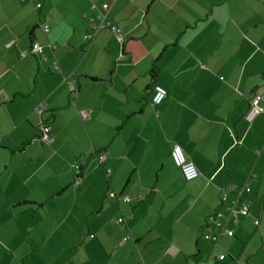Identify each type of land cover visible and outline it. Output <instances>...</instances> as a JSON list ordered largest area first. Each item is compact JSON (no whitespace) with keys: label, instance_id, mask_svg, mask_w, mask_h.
Instances as JSON below:
<instances>
[{"label":"crops","instance_id":"crops-1","mask_svg":"<svg viewBox=\"0 0 264 264\" xmlns=\"http://www.w3.org/2000/svg\"><path fill=\"white\" fill-rule=\"evenodd\" d=\"M106 3L123 43L107 28L90 37ZM33 43L42 55L21 56ZM262 90L264 0H0V264H264V112L247 118ZM175 144L196 180L173 167ZM244 184L248 215H230L236 195H220Z\"/></svg>","mask_w":264,"mask_h":264},{"label":"built area","instance_id":"built-area-1","mask_svg":"<svg viewBox=\"0 0 264 264\" xmlns=\"http://www.w3.org/2000/svg\"><path fill=\"white\" fill-rule=\"evenodd\" d=\"M21 1H25V0H21ZM35 8L41 9V4L40 3L35 4ZM103 9H104V11H106V13L99 16L100 23L93 27V32H92L90 37H93L99 30H101L103 28H107L115 35V37L117 38V40L120 43H123V41H124L123 36L121 34H119L118 28L115 25H112L106 21V15L110 9V5L108 3L104 4ZM44 20H45V22H47L49 20V16L47 14L44 15ZM41 29L44 33H48L50 30V27L47 24H42ZM90 37L84 36V40H89ZM28 53L33 54V55H37V56H41L43 51H42V48L39 44L33 43L28 51H22L21 52V56H25ZM41 59L45 60V57L43 56V57H41ZM52 67L55 70L58 69V64L56 61H54L52 63ZM70 89L71 90L74 89V87L71 84H70ZM165 98H166V90L159 85H155L153 87V95H152V100H151L152 106L155 107V106L160 105L165 100ZM263 100H264V91L263 90L253 95V97L251 98V102H250V110H249V113L247 115L248 119L256 116L257 114H261L264 112V107L260 105L261 101H263ZM43 108H44V104L41 103L37 106L36 111L41 113ZM37 138L42 144H48L49 145V144L53 143L52 133L50 131V127L47 124H42L40 126ZM170 158H171L174 166L179 170L182 178L185 181H192V180H195L196 178L199 177V172H198L197 168L192 163V161L187 159V157L184 153V150L180 145H178V144L173 145V147L171 148V151H170ZM104 160H105V156L103 154H99L98 155V162L103 163ZM80 161H81V159H80ZM72 167L77 171L80 170L79 164H73ZM106 174L109 175L110 171L107 170ZM249 191H250L249 186L244 184L243 186H241L239 188H236L235 186H229L226 190H224L221 193L220 198H221V201H223V202L226 201L228 192L236 195V200H234L232 202L233 206L230 207V209H229L230 215H233V216H236V215L246 216V215H248V204L241 199L240 195L243 192H249ZM109 197L114 198L115 194L109 193ZM120 198L122 199L123 202L129 201V198L127 196H123ZM238 202H240V206L236 207V204ZM117 223H123V218H121V217L117 218ZM255 224H258V222L255 221ZM227 235L229 237L233 236L231 231L227 232ZM204 238L206 240H211L214 243H216V241L218 239L217 236L211 237L208 234H206L204 236ZM127 239H128V236L124 237L123 241H125ZM224 258H225L224 254H218L217 255L218 260H223Z\"/></svg>","mask_w":264,"mask_h":264},{"label":"rangeland","instance_id":"rangeland-1","mask_svg":"<svg viewBox=\"0 0 264 264\" xmlns=\"http://www.w3.org/2000/svg\"><path fill=\"white\" fill-rule=\"evenodd\" d=\"M39 143V142H38ZM44 145V144H43ZM39 146H41L40 145V143H39ZM27 147V146H26ZM45 147H49V146H47V145H45ZM29 150H31V147H28V152H29ZM0 151H2L1 149H0ZM7 152V153H6ZM6 152H4L5 154H8V156H11L12 157V164H14V163H16V161H17V158L18 157H20L21 155H19L18 153H15L14 155H10L11 153L9 152V151H6ZM37 152V151H36ZM26 154H30V153H26ZM18 156V157H17ZM76 161V160H75ZM51 164H52V168H54V167H56V159H54V160H52L51 161ZM96 165H97V162H96ZM172 165H173V167L176 169V170H178L175 166H174V164H173V162H172ZM75 171V170H74ZM42 173V172H41ZM75 173L77 174V172L75 171ZM60 180V178H57V177H52V178H50V179H48V181H47V183L49 184L50 182H54V183H56V182H58ZM184 180V179H183ZM193 181V180H192ZM188 195L187 194H183V198H182V204H183V206H187V205H189L188 204ZM170 208H171V210H170V212H169V218H173L174 216H175V211H174V209H173V204L175 203V200L174 199H171L170 200ZM55 211H57V210H55ZM42 214L43 213H41L40 214V216H42ZM58 217V215H56L55 214V218H57ZM264 223V222H263ZM181 227V226H180ZM180 227H178L177 225H173L172 226V228H173V231H175V232H177L178 231V229L180 228ZM245 227H246V230L247 231H251L250 233H253L256 229H254L255 228V226L252 224V223H250V222H248V223H246V225H245ZM64 233V232H63ZM93 236V235H92ZM249 236H250V234L248 235V236H246L245 238H244V240H242V242H246V240L247 239H249ZM257 239H258V237H256ZM237 239V238H236ZM257 239H253L251 242H250V245H249V250L250 251H253V249H254V247H255V245L257 244ZM242 242H238L239 244L241 243L242 244ZM168 243H170L169 241H168ZM240 244V245H241ZM157 257V255L156 256H154V258H156ZM161 264H186L185 263V260H179L177 263L176 262H174L173 261V256L171 255V254H169V255H167V256H165L164 257V260L161 262ZM188 264H194V263H192V262H190L189 261V263Z\"/></svg>","mask_w":264,"mask_h":264},{"label":"trees","instance_id":"trees-1","mask_svg":"<svg viewBox=\"0 0 264 264\" xmlns=\"http://www.w3.org/2000/svg\"><path fill=\"white\" fill-rule=\"evenodd\" d=\"M149 74H150V77H151V81L153 82L155 79H156V77H157V74H158V67H157V65L156 64H153L152 65V67H151V70L149 71ZM152 82H151V84H152ZM26 144H23L22 146H21V149H23V147L25 146ZM171 151V150H170ZM100 154V153H99ZM99 154H97L96 156H95V158H96V161H97V163H98V165L99 166H103L104 165V162L103 163H99L98 162V155ZM169 156H170V153H169ZM171 159V158H170ZM107 170H109V169H106L104 172H105V174H106V172H107ZM110 171V174H111V170H109ZM109 174V175H110ZM107 175V174H106ZM75 177L77 178L76 180H78L79 178H82V167L80 168V170H78L77 171V174L75 175ZM197 179V178H196ZM195 179V180H196ZM185 181V180H184ZM194 181V180H193ZM186 182H191V181H186ZM109 193H114V192H109ZM109 193L107 194V198L109 199V200H111V201H117V202H123L122 201V199L120 198V197H123V196H125V195H119V194H116V193H114L115 194V197L114 198H110L109 197ZM128 197V196H127ZM129 198V197H128ZM129 202V201H128ZM24 204L22 205L23 207H24V205H30V203H28V202H23ZM124 203H127V202H124ZM30 207V206H29ZM28 209H30V208H28ZM119 217H121V218H123V223H125V221L127 220V218L126 217H124V216H119ZM118 217V218H119ZM129 218H132V216L131 217H129ZM116 223H117V219H116ZM123 223H117V224H123ZM90 237H92V235L90 236ZM221 254V253H220ZM223 254V253H222ZM224 256H225V254H224ZM225 259V258H224ZM223 259V260H224ZM220 261H222V260H220Z\"/></svg>","mask_w":264,"mask_h":264},{"label":"bare ground","instance_id":"bare-ground-1","mask_svg":"<svg viewBox=\"0 0 264 264\" xmlns=\"http://www.w3.org/2000/svg\"><path fill=\"white\" fill-rule=\"evenodd\" d=\"M152 100V99H151ZM38 139V138H37Z\"/></svg>","mask_w":264,"mask_h":264}]
</instances>
